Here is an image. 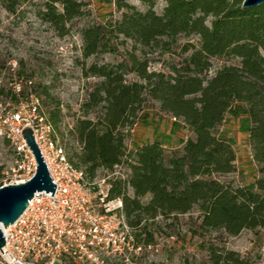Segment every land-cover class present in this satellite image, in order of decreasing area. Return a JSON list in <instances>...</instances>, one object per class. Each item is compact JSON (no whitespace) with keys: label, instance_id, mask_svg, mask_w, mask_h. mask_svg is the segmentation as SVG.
Returning a JSON list of instances; mask_svg holds the SVG:
<instances>
[{"label":"trees","instance_id":"1","mask_svg":"<svg viewBox=\"0 0 264 264\" xmlns=\"http://www.w3.org/2000/svg\"><path fill=\"white\" fill-rule=\"evenodd\" d=\"M19 5L31 0H9ZM42 18L64 37L71 24L86 15L87 0H43ZM113 0L121 17L82 31L85 59L115 54L132 43L118 63L82 64L85 78H98L81 109L72 133L81 144L71 161L94 178L100 170L124 163L126 181H118L113 197L121 196L131 227L148 234V222L159 217L187 215L198 208L205 232L237 237L264 228V4L243 7L244 0ZM164 2L159 13L157 6ZM180 36L199 38L191 52L170 73L150 71L146 50L169 53ZM234 58L239 64L219 68L213 59ZM135 75L137 80L128 77ZM17 100V96H12ZM148 99L181 121L195 138L168 153L158 140L139 145L128 156L127 128L139 119ZM60 105L49 113L54 129ZM94 114L95 118L90 116ZM228 115L243 117L257 177L251 185L222 181L237 172L233 142L217 133ZM1 178V174H0ZM133 195H129V191ZM142 226V227H141ZM211 264H257L237 251L211 244Z\"/></svg>","mask_w":264,"mask_h":264},{"label":"rangeland","instance_id":"2","mask_svg":"<svg viewBox=\"0 0 264 264\" xmlns=\"http://www.w3.org/2000/svg\"><path fill=\"white\" fill-rule=\"evenodd\" d=\"M87 3L86 15L71 24L69 35L61 37L42 18L43 0H31L19 5L0 0V104L2 107L9 104L13 107L21 100H30L33 95L48 118L50 111L60 105L61 116L55 128L56 135L75 161L81 144L72 129L79 118H84L81 107L99 82L98 78L83 76L82 64L118 63L124 58L125 50L132 47V43L127 42L118 46V53L85 59L82 54V31L121 17L113 0H87ZM130 3L139 10H146L137 0H130ZM164 6L165 3L160 2L157 11L160 13ZM198 42L197 36H180L169 53L146 50L144 57L149 59V70L170 73L171 66L181 65L191 54L185 53L183 47L188 43L198 45ZM212 62L211 75L223 66L239 64L238 59L227 57L215 58ZM128 79L133 81L137 77L130 75ZM13 95H17L18 99L14 100ZM90 118L94 119L95 115L92 114ZM126 131L129 132L126 140L128 156L146 142L158 140L171 153L181 150L187 139L195 138L180 120L176 121L171 114L163 112L160 104L152 99L146 101L139 119ZM217 133L233 142L237 155V172L219 176L220 179L251 185L257 171L247 134L243 131V117L228 115L217 128ZM12 164L13 151L7 141L0 139L1 178L2 172ZM104 173V170H100L98 175ZM129 195H133L131 190ZM147 224L152 239L146 241L148 234L142 232L140 240L146 245L151 244L152 249L144 254L139 264H211L208 250L211 244L237 251L245 259L264 264V228L245 230L237 237H230L224 232H205L200 226L198 208L187 215L159 217ZM140 230L137 229L138 233Z\"/></svg>","mask_w":264,"mask_h":264},{"label":"built area","instance_id":"3","mask_svg":"<svg viewBox=\"0 0 264 264\" xmlns=\"http://www.w3.org/2000/svg\"><path fill=\"white\" fill-rule=\"evenodd\" d=\"M26 127L32 129L57 188L53 197L52 192L36 193L24 214L3 227L0 264H139L152 245L130 226L123 197L112 196L129 169L122 163L91 178L77 168L33 95L13 107L0 104V139L13 151L0 188L25 183L36 173V159L22 135Z\"/></svg>","mask_w":264,"mask_h":264},{"label":"water","instance_id":"4","mask_svg":"<svg viewBox=\"0 0 264 264\" xmlns=\"http://www.w3.org/2000/svg\"><path fill=\"white\" fill-rule=\"evenodd\" d=\"M264 4V0H244L243 7L254 8ZM22 135L31 149L37 163L35 175L27 182L18 185H8L0 188V250L5 246L4 228L13 225L26 211L29 202L38 192H52L57 188L50 175L41 150L35 140L31 128L26 127ZM3 253V252H2Z\"/></svg>","mask_w":264,"mask_h":264},{"label":"crops","instance_id":"5","mask_svg":"<svg viewBox=\"0 0 264 264\" xmlns=\"http://www.w3.org/2000/svg\"><path fill=\"white\" fill-rule=\"evenodd\" d=\"M248 137V136H247ZM140 145H142V144H140Z\"/></svg>","mask_w":264,"mask_h":264}]
</instances>
